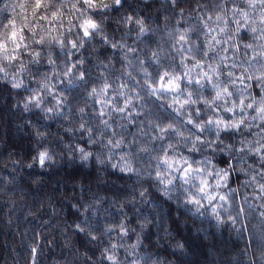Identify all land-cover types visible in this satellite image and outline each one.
<instances>
[{
  "label": "trees",
  "instance_id": "16d2710c",
  "mask_svg": "<svg viewBox=\"0 0 264 264\" xmlns=\"http://www.w3.org/2000/svg\"><path fill=\"white\" fill-rule=\"evenodd\" d=\"M3 2L18 29L28 17L35 39L82 37L78 25L84 17L70 4L61 9L60 20L50 22L54 9L42 8L33 17L32 0ZM20 3L25 9L12 12L11 5ZM237 7L248 12L247 21L232 11ZM261 12L260 5L252 9L245 0H125L104 14L85 6L86 16L104 22L97 36L84 38L76 49L45 46L39 63H31L27 55L13 62L0 56V67L6 65V74L0 72V264H264V166L259 155L247 151L264 145V121L251 119L253 109L226 113L203 108L202 117L190 116V109L181 107L184 93L161 92L153 83L157 73H189L205 85L199 89L201 98H210L215 90L202 73L211 64L223 73L233 72V79L245 77L234 86L226 75L214 78L235 94L223 98L230 101L225 106L258 100L256 77H264ZM129 16L133 20L125 23ZM135 20L143 22L145 32ZM251 27L258 31L252 33ZM25 34L29 51H39L28 29ZM180 35H186V43L179 42ZM203 51L209 55H201ZM49 54L56 63H48ZM196 61L202 67H196ZM15 83L21 86L13 87ZM106 83L111 85L106 95L91 94L92 88L99 92ZM34 98H39V106ZM217 117L231 122L247 117L250 131L245 128L242 135L225 139V144L245 151H213L218 141L212 148L197 143L199 150L189 151L197 136L215 141V125L200 132L187 121L204 124ZM169 124L175 132L159 131ZM108 140L122 143L117 147ZM79 148L100 154L106 163L83 161ZM41 152L51 157L43 166L37 159ZM163 159L171 167L160 163ZM185 159L196 161L193 168L207 169L190 174L187 184L181 172ZM205 159L211 163L203 164ZM112 164L132 171L121 172ZM221 169L229 175L217 186L215 173ZM201 177L215 199L209 201L197 191ZM190 198L200 205L189 203Z\"/></svg>",
  "mask_w": 264,
  "mask_h": 264
},
{
  "label": "snow or ice",
  "instance_id": "6c2138e0",
  "mask_svg": "<svg viewBox=\"0 0 264 264\" xmlns=\"http://www.w3.org/2000/svg\"><path fill=\"white\" fill-rule=\"evenodd\" d=\"M245 2L248 4L249 8L256 9L257 5H260L262 12H261V20L260 23L264 24V0H245ZM125 3V0H111V3H106L105 0H32V15L35 17L38 10L44 8V9H54L52 11V21L54 22L57 20H60L63 13L61 12V9L65 6V4H70L71 8L79 12L82 17V21L79 23L78 27L79 30L82 32V37L79 40H60L58 38L55 39H46L44 36H40L39 39H35L37 32L33 31L31 28H29L28 24V17L24 16L23 20L25 23L23 26H21L19 29L17 28V21L14 16H11L8 14L9 5L5 4L3 0H0V56L3 57V59L6 62H13L18 61L21 59L22 56L27 55L30 58L31 63H39L42 53L44 51L45 46L52 47L54 45H59L62 49H66L69 45L72 49H76L77 47L81 46L80 41L84 38L92 39L95 36H97L101 29L103 24V19H101L99 22H97L96 19L92 18L91 16L85 15V6L86 10L89 12L97 13V14H104L106 10L110 8H119ZM173 4L177 3V0H172ZM19 7L22 11L25 9V3H20L18 5H11L12 12L16 11V8ZM232 11L234 13H239L245 21L249 19V14L246 11H242L241 9L233 8ZM42 20H48L47 16L40 17ZM223 17H217V20H222ZM133 18L131 16L127 17L125 20V23L132 21ZM237 25H240V21H235ZM70 24H72V21H69ZM135 24L139 26V31L141 33L145 32V28L143 26V22L141 20H135ZM62 26V24H61ZM33 27H35V22H33ZM72 27H77V25L72 24ZM72 27L68 28L67 31L69 34L72 33ZM25 29H28V31L31 33V38L33 45L39 46L40 50L37 51L35 47H32L29 51L30 45L26 43L25 41L29 39V37L25 34ZM239 31V27L236 29ZM221 32L224 31L223 28L220 29ZM250 31L252 33H256L258 29L256 27H251ZM259 32L264 34V28H260ZM261 39H264V35H261ZM228 39H232L231 35H229ZM213 40L215 43L219 44L221 43L220 40H216L215 37H213ZM104 42L107 43V38H104ZM179 42H187L186 35H180ZM227 42V41H225ZM12 45L11 49L9 48V45ZM112 48H116V44L111 45ZM245 48H252L253 46L251 44H245ZM129 51H132V49L129 48ZM190 51V49H189ZM211 51V49H209ZM209 51H203L201 52V55L207 56L209 55ZM155 55V53H154ZM49 64L56 63L55 60L51 59V54H49ZM196 67H202L199 61L195 62ZM73 67H76L74 64ZM232 67H236L235 64L232 65ZM208 71H205L202 73V77L204 80L208 82V84L211 85L212 89L215 90V95L205 98L202 97V93L199 91V89L204 88L205 85L202 83L201 79H193L190 77L189 73H181L179 76H177L175 73H169L168 71H165L163 75H160L157 73L156 78L153 80L154 84H159V91L161 92H170L174 90H179L181 93H184L186 95V99L184 100L183 104L181 105L182 108H189L190 116L195 117H202L203 115V108L211 109L213 112L220 111L221 109L226 113H233L237 109H239L240 112H244L245 109H253V111L256 112V115L251 117L252 120L260 119L261 121H264V77H256V80L259 82L256 87L260 89L256 93V96L259 97L257 100L256 97L252 98V101L245 104L244 100H237L234 102H231V106H225L230 103L229 100L223 99L224 97H233L235 94L229 90L228 87H224L222 83L220 82H214V78L218 79L219 76L226 75L228 77L227 83H231L233 86L235 85L236 80H243L245 77H234V73L229 71L227 73H223L220 71L219 66H213L209 64L207 66ZM21 70H25L23 64H21ZM0 72H4L6 74V65L4 67H0ZM85 78V73L80 74V79L83 80ZM45 79L47 77L45 76ZM246 79H253L252 76H247ZM189 85H194L190 90H188ZM21 85L19 83L13 84V87L19 88ZM110 84H105L103 88L97 91L96 88L91 89L92 95H100V94H107V89L110 88ZM156 89H153V92H155ZM36 100V105L39 106V98H34ZM223 100V104H219L217 102ZM31 102V101H30ZM199 105V107H196ZM27 107V105L25 106ZM119 112H124L123 108H117L116 109ZM48 111H52V109H48ZM81 112H84V109H80ZM99 115L103 116L105 113L100 112ZM247 117H242L238 121L231 122L230 120H226L224 118H215V119H206L204 124H201L200 121L197 119L194 123L193 119H189L187 121L188 124L193 125L194 128H196L198 131L203 132L205 130H211V126L215 125V130L213 131V135L215 137V141H208L205 142L202 140L199 136L196 137L195 142H192L191 137H183V139L186 142H192L193 146L189 149V151H198L199 149L196 147V144L200 145H207V147L212 148L213 143L218 141L217 147L213 149V151L219 150L221 152H224L225 150L228 151H239L243 152L245 151L244 147L235 148V146L231 143L225 144V139H234L236 133H242V129L247 128L250 131L251 125L246 123ZM105 127L108 126V121H104ZM84 125H81V128H83ZM91 132V129L88 130ZM160 132H168L176 130L173 128L171 124L168 125L167 128H159ZM222 133L225 134L222 136ZM178 135H183L182 133H178ZM108 145H115L119 146L122 141L116 140H108ZM241 144H244V141H240ZM259 144V141L256 142ZM168 147L171 149L173 148V145L169 144ZM78 151L81 154V158L83 161L87 162L89 159L94 160L96 163H99L101 165L105 164V160L100 158V154L93 155L92 152L86 151L84 148H79ZM247 151L249 153H254L256 155L260 156V161L262 163V166H264V155H260L262 151H264V145L260 146H251L248 147ZM51 157L47 152H41L39 153L37 159L41 166H43L46 162V160H49ZM110 159V157H109ZM123 161V158H121ZM126 163V162H124ZM160 163L164 165H168L171 167L170 161L168 159H163L160 161ZM196 163V161H193L192 163H189L186 159L184 160V164L186 167L181 169L182 172V178L184 179V183H189V179L191 178L190 174L192 173H200L203 174L207 171L206 168H193V164ZM203 164L207 165L210 164L211 161L208 159H205L202 161ZM111 167L113 169H116L119 167V170L121 172L124 171H132L131 168H125L120 167L117 164H112ZM251 168V165L249 166ZM243 171V170H242ZM222 173V174H221ZM211 175L212 173H208ZM215 175L219 178L217 181V186H219V181L223 180L228 177L229 173L226 170L221 169L220 171H217ZM157 179H160L161 173L156 174ZM163 183V181L161 180ZM169 184L172 183V181L168 182ZM208 187V181L201 177L199 179V186L197 187V191L205 196H207L208 200L211 201L215 199L214 196L208 195V193L205 191V189ZM262 189H264V185L261 186ZM187 191V190H185ZM143 195V193H141ZM220 199H224V197H220ZM189 203H194L197 205H200V200L190 198L188 200ZM79 227V226H77ZM124 234H127V229H122ZM111 231V229H109ZM92 239H96L95 236L91 237ZM114 247V246H113ZM108 260H113L114 258L112 256L107 257Z\"/></svg>",
  "mask_w": 264,
  "mask_h": 264
},
{
  "label": "rangeland",
  "instance_id": "374dc122",
  "mask_svg": "<svg viewBox=\"0 0 264 264\" xmlns=\"http://www.w3.org/2000/svg\"><path fill=\"white\" fill-rule=\"evenodd\" d=\"M218 35H219V33H218V32H216V33H215V36H216V37H218Z\"/></svg>",
  "mask_w": 264,
  "mask_h": 264
}]
</instances>
